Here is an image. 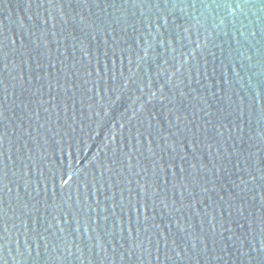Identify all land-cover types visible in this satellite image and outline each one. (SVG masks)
I'll use <instances>...</instances> for the list:
<instances>
[{
  "label": "water",
  "instance_id": "1",
  "mask_svg": "<svg viewBox=\"0 0 264 264\" xmlns=\"http://www.w3.org/2000/svg\"><path fill=\"white\" fill-rule=\"evenodd\" d=\"M0 264H264V0H0Z\"/></svg>",
  "mask_w": 264,
  "mask_h": 264
}]
</instances>
